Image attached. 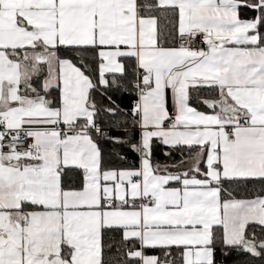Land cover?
I'll return each instance as SVG.
<instances>
[{"label": "snow or ice", "instance_id": "snow-or-ice-1", "mask_svg": "<svg viewBox=\"0 0 264 264\" xmlns=\"http://www.w3.org/2000/svg\"><path fill=\"white\" fill-rule=\"evenodd\" d=\"M0 264H264V0H0Z\"/></svg>", "mask_w": 264, "mask_h": 264}]
</instances>
